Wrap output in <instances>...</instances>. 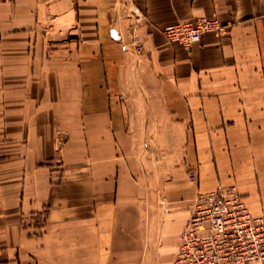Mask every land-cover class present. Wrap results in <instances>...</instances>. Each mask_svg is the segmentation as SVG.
Returning <instances> with one entry per match:
<instances>
[{"label":"crops","instance_id":"crops-1","mask_svg":"<svg viewBox=\"0 0 264 264\" xmlns=\"http://www.w3.org/2000/svg\"><path fill=\"white\" fill-rule=\"evenodd\" d=\"M229 184L264 213V0H0V264H170Z\"/></svg>","mask_w":264,"mask_h":264},{"label":"built area","instance_id":"built-area-1","mask_svg":"<svg viewBox=\"0 0 264 264\" xmlns=\"http://www.w3.org/2000/svg\"><path fill=\"white\" fill-rule=\"evenodd\" d=\"M221 29L218 19L199 16L161 31L166 40L189 48L203 33ZM132 45L142 50L137 35ZM187 174L195 181L194 170ZM170 264H264V213L252 214L233 184L199 190Z\"/></svg>","mask_w":264,"mask_h":264}]
</instances>
